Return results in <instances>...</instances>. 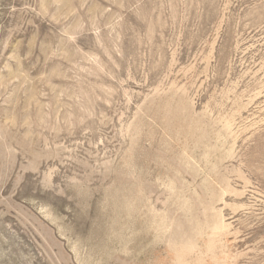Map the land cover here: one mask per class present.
<instances>
[{
  "label": "rangeland",
  "instance_id": "rangeland-1",
  "mask_svg": "<svg viewBox=\"0 0 264 264\" xmlns=\"http://www.w3.org/2000/svg\"><path fill=\"white\" fill-rule=\"evenodd\" d=\"M0 264H264V0H0Z\"/></svg>",
  "mask_w": 264,
  "mask_h": 264
}]
</instances>
